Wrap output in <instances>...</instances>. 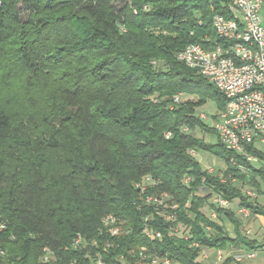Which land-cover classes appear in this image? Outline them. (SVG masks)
Instances as JSON below:
<instances>
[{
  "label": "trees",
  "instance_id": "trees-1",
  "mask_svg": "<svg viewBox=\"0 0 264 264\" xmlns=\"http://www.w3.org/2000/svg\"><path fill=\"white\" fill-rule=\"evenodd\" d=\"M117 1L0 0V264H92L88 241L105 264H144L138 253L151 251L173 264H202V248L253 246L239 218L211 196L263 213L241 185L259 192L264 165L226 148L195 113L207 97L218 110L226 99L176 58L190 42L225 44L212 17L233 16L229 1ZM179 92L185 97L174 101ZM190 148L226 168L207 172ZM246 151L264 160L253 143ZM162 193L169 198L145 200ZM104 216L117 234L100 229ZM144 216L159 237L143 234ZM178 223L190 238L168 234Z\"/></svg>",
  "mask_w": 264,
  "mask_h": 264
},
{
  "label": "built area",
  "instance_id": "built-area-1",
  "mask_svg": "<svg viewBox=\"0 0 264 264\" xmlns=\"http://www.w3.org/2000/svg\"><path fill=\"white\" fill-rule=\"evenodd\" d=\"M228 1L233 9V16L226 17L219 13L218 23L222 26V36H226L227 40L234 41V48L227 49V52L222 55V60H219L220 76L216 80L207 79L219 89L226 99L224 108L210 117L212 119L210 126L226 148L244 155L250 162L264 165V160L246 151V144L253 143L256 138H260L264 143V22L261 15L264 0ZM144 7L148 8L147 5ZM236 25H243V33H236ZM153 30L157 31V29ZM207 49L203 45L195 47V43L190 42L187 44V50L178 51L185 52V59H178V52L176 58L191 68L199 69L201 75L203 67H212L210 56H207ZM231 54H238V61H231ZM251 61L259 62V73H252ZM182 96V92H179L172 98H178L180 101ZM198 116L206 119L203 113ZM184 129L187 130V127ZM169 135L170 132L167 131L165 136ZM196 153L194 149L190 148V154L196 155ZM231 161L235 163L233 159ZM239 167L242 168V166ZM206 170L209 173L212 172L210 168ZM139 186L143 189L145 182L139 183ZM243 193L252 198L255 197L254 190H243ZM168 198L167 193H162L159 196L148 195L145 200L149 203V201ZM212 201L222 207H228L232 202L220 195H214L213 198L211 196ZM237 211L245 217L251 214L248 208L239 204H237ZM209 215L216 217V213L212 209H209ZM142 222L144 223L143 234L145 236L152 234L151 226L146 223L145 216L142 217ZM109 225H114L113 217L104 216L100 229H105ZM206 228L210 229V226ZM168 234H179L183 239L191 237L190 232L179 231V223L170 226ZM81 237L80 235L79 238ZM76 241L74 240V245H76ZM191 245L199 246L196 241H192ZM83 248L87 255L93 259L92 264H105L101 258L99 247L94 249L93 254H90V241H88V246ZM206 249L202 248L198 257L207 258ZM214 251L217 259H221L222 249H214ZM151 257L169 260V257L159 256L151 251L150 253L139 252L138 262L148 261L150 264Z\"/></svg>",
  "mask_w": 264,
  "mask_h": 264
},
{
  "label": "crops",
  "instance_id": "crops-1",
  "mask_svg": "<svg viewBox=\"0 0 264 264\" xmlns=\"http://www.w3.org/2000/svg\"><path fill=\"white\" fill-rule=\"evenodd\" d=\"M261 15L264 22V2ZM253 147L264 153V143L260 138L254 140ZM254 165L258 167L260 163H254ZM225 168L226 164H224L223 170ZM256 179L259 182V192H255L253 200L256 201L264 211V187L262 185L264 180L259 177ZM245 185L247 184L241 186L244 187ZM237 204V199H234L227 208H230L235 217L239 218L241 221V233L246 236L248 240L252 241L254 247L238 242L228 243L226 247L222 249L223 259L218 262L216 261L215 264H222L225 261L226 264H264V212L260 214H250L245 217L238 213ZM222 221L229 235L234 236V223L225 216L222 217ZM213 250L214 249H212V251Z\"/></svg>",
  "mask_w": 264,
  "mask_h": 264
},
{
  "label": "bare ground",
  "instance_id": "bare-ground-1",
  "mask_svg": "<svg viewBox=\"0 0 264 264\" xmlns=\"http://www.w3.org/2000/svg\"><path fill=\"white\" fill-rule=\"evenodd\" d=\"M219 22V14H214L212 17L213 26L219 35V37L223 38L225 44H216L213 46L212 49H207V56H210V61L212 62V67H203L201 69V75L206 77L208 80H216L220 76V69H219V60H222V55L227 52V49L234 48V41L227 40L226 36H222V26ZM236 33H243V25H236ZM195 47H202L201 44L195 43ZM187 50V45L182 49ZM178 59H185V52H178ZM231 61H238V54H231ZM199 73V69H196ZM251 71L252 73H259L260 72V65L258 61H251ZM218 89V88H217ZM219 90V89H218ZM174 101H178V98H173ZM190 152V151H189ZM189 177L185 178V181H188ZM150 202V201H149ZM170 209L176 208L175 203H171L168 205ZM165 220H174V215L171 212H166L165 210H159L158 212ZM111 217V216H108ZM148 216L145 217V221L148 220ZM105 231L110 233L111 235L118 233V228L114 225H109L105 228ZM183 232H188L184 230ZM152 234H147L148 237H159L160 233L158 231H154L151 229ZM172 235H179V234H171ZM76 245L81 242V238H76ZM2 254V251H0ZM144 264H148V261H145ZM150 264H173L172 260H163L161 257H151Z\"/></svg>",
  "mask_w": 264,
  "mask_h": 264
},
{
  "label": "rangeland",
  "instance_id": "rangeland-1",
  "mask_svg": "<svg viewBox=\"0 0 264 264\" xmlns=\"http://www.w3.org/2000/svg\"><path fill=\"white\" fill-rule=\"evenodd\" d=\"M119 2H122V0H118L116 3H119ZM20 6H21V4H20ZM150 30L153 32V29H150ZM183 97H185V94L183 95ZM217 111H218L217 100L214 99L213 97H207V99L203 103H201L200 105H198L195 108V113L197 115L200 113H203L205 115V117H206L205 120L209 125L212 123V119H210V117L215 115V113ZM195 134L199 137H202L206 141H210V142L216 141V135L212 132L207 133V132L201 131L200 129H196ZM195 156L200 161L203 168L212 169L211 173H219V174L222 173L223 166L225 164L223 159L216 157L215 155H213L209 152L201 151V150H199ZM238 185L240 186L239 183H238ZM262 185L264 187V182ZM242 190L245 191V190H254V189L249 185H245L244 187H242ZM254 191L256 192V190H254ZM204 210L209 214V208H207V206L205 207ZM179 231L183 232L184 227L179 225ZM244 231H245V229H244ZM205 251L208 254L207 258L201 257V256L198 257V260L201 261L202 264H210V263L215 264L216 261L218 262V261H221L223 259V256L221 259H217V257L215 256V251L214 250L212 251V249H206Z\"/></svg>",
  "mask_w": 264,
  "mask_h": 264
}]
</instances>
